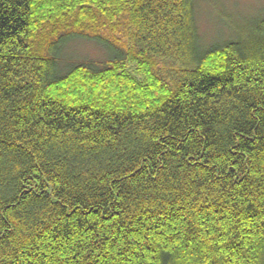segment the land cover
<instances>
[{
  "label": "trees",
  "instance_id": "1",
  "mask_svg": "<svg viewBox=\"0 0 264 264\" xmlns=\"http://www.w3.org/2000/svg\"><path fill=\"white\" fill-rule=\"evenodd\" d=\"M216 3L0 0V264H264V10Z\"/></svg>",
  "mask_w": 264,
  "mask_h": 264
},
{
  "label": "rangeland",
  "instance_id": "2",
  "mask_svg": "<svg viewBox=\"0 0 264 264\" xmlns=\"http://www.w3.org/2000/svg\"><path fill=\"white\" fill-rule=\"evenodd\" d=\"M217 3L212 7L211 4H204L201 7L200 17H203L204 29L208 34H222L230 31L227 23H223L216 11H224L231 19L239 20L250 14H254L255 10L263 12L264 0H215ZM203 15V16H202ZM212 36V37H213ZM124 40L126 39L123 38ZM75 48V47H74ZM77 55L85 62H97L102 58V52L93 43H78Z\"/></svg>",
  "mask_w": 264,
  "mask_h": 264
}]
</instances>
